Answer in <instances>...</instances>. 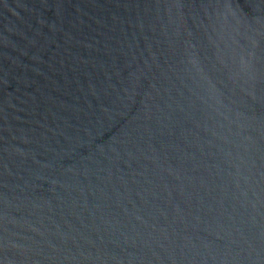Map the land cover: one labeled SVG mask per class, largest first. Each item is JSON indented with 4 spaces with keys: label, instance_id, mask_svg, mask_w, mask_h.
<instances>
[{
    "label": "water",
    "instance_id": "obj_1",
    "mask_svg": "<svg viewBox=\"0 0 264 264\" xmlns=\"http://www.w3.org/2000/svg\"><path fill=\"white\" fill-rule=\"evenodd\" d=\"M0 264H264V0H0Z\"/></svg>",
    "mask_w": 264,
    "mask_h": 264
}]
</instances>
